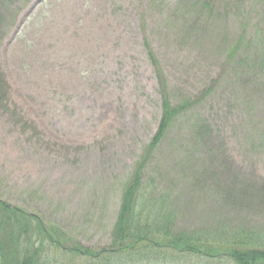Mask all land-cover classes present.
Here are the masks:
<instances>
[{
	"label": "rangeland",
	"instance_id": "374dc122",
	"mask_svg": "<svg viewBox=\"0 0 264 264\" xmlns=\"http://www.w3.org/2000/svg\"><path fill=\"white\" fill-rule=\"evenodd\" d=\"M6 1L0 198L70 236L65 249L44 244L46 264H94L66 250L111 248L121 191L158 126L161 79L173 101L199 100L188 113L210 125L217 163L192 146L193 118L177 120L138 170L140 201L154 207L146 218L157 223L164 200L173 232L212 246L239 227L264 236V91L225 54L240 38L234 60L258 57L247 40L257 36L264 48V0H216L227 9L213 22L197 14L203 0L197 10L200 0ZM184 4L186 15L178 11ZM229 167L230 175L220 173ZM139 251L109 264H236L223 252Z\"/></svg>",
	"mask_w": 264,
	"mask_h": 264
},
{
	"label": "trees",
	"instance_id": "16d2710c",
	"mask_svg": "<svg viewBox=\"0 0 264 264\" xmlns=\"http://www.w3.org/2000/svg\"><path fill=\"white\" fill-rule=\"evenodd\" d=\"M6 0H0V9L3 10ZM194 3V2H193ZM197 3H201V0L195 2L196 10L199 8ZM238 2L237 4H239ZM231 7V3L228 4ZM187 4H184L178 8V11L182 15L187 13ZM192 9V8H190ZM227 9L226 6H220L216 0H203L201 8L197 10L198 16L201 18V14L207 12V17L203 20L207 22H213L214 14H221L223 10ZM200 12V13H199ZM198 24V22H196ZM248 47L254 49L258 54L255 59L245 60V56H238L239 59L234 60L233 53L238 50H234L237 44L241 42L238 38L232 45L230 52L225 53L229 64L233 65V70L237 71L238 76L254 75L255 79L261 80L262 91H264V48L261 45L257 36L248 38ZM152 51L148 52V56L152 57ZM153 61V60H152ZM155 62V60L153 61ZM235 74L233 73V76ZM165 83L160 80L159 86L161 87V115L158 122V126L150 141L143 148L142 155L139 161L135 164V170L132 174L131 180L125 184L122 194L120 195V201L118 210L116 212V219L112 225V244L110 249H106L100 252H95L88 247H80L78 245L71 247L69 251L72 256H83L87 259H92L94 264H109L113 258L121 260L120 255L123 257L138 258L142 253L139 249L142 246L149 245L151 248H171L177 250L178 253L183 255L189 254H207L209 256L222 254L228 255L231 260L236 264H264V236L255 233L246 228H236L235 230H229L223 232L219 237L222 240L221 245H214L208 243L202 236L189 232H173L172 227L174 225L173 215L168 214L166 204L163 200L160 205L161 212L158 213L160 217H157L158 222L153 223L152 219H147L146 216L151 214L153 206L151 203L140 201L143 196L140 193V187L142 186V179L138 170L146 166L154 148L160 143V141L170 131L172 125L179 119H184V122H189L194 117V114H189V110L193 108L199 100H191L188 97H181L180 100L173 101L171 93L168 92ZM260 88V87H259ZM261 89V88H260ZM210 92L208 89L203 91V95ZM4 86L0 76V98L3 96ZM1 101V100H0ZM190 126L194 129L189 130V136H191V144L197 149H206L207 157L212 158L213 149L210 145V134L212 129L208 123L202 118H198L191 121ZM223 142L220 140V144ZM220 148V146H218ZM213 161V165L217 163L215 158L210 159ZM210 166V165H209ZM211 167V166H210ZM231 167V165H230ZM230 167L225 168L220 173L231 174ZM145 168V167H144ZM212 169V168H211ZM234 181L227 186L226 193L232 194L234 192ZM262 186L257 188H261ZM247 188V187H246ZM245 188V189H246ZM260 190V189H259ZM264 190V185L262 187ZM260 190L262 193L263 191ZM257 193V192H256ZM254 193V194H256ZM163 195V194H162ZM164 198V196H163ZM144 207V208H143ZM147 208V213H144ZM161 231V236H158ZM204 239V240H203ZM46 240V241H44ZM70 242V236L66 235V232L61 228H57L45 222L41 217H36L31 212L11 204L0 198V264H46V258L44 257L45 245L53 246L54 248L65 249L64 244ZM100 253V254H99ZM103 253L105 254L102 259L99 258ZM141 255V254H140ZM96 259V260H95ZM97 260H102L97 263ZM89 264V261H87Z\"/></svg>",
	"mask_w": 264,
	"mask_h": 264
}]
</instances>
